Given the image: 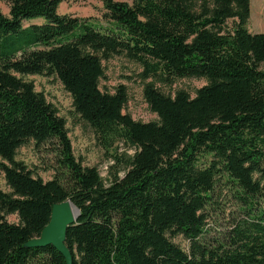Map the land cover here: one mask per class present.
Here are the masks:
<instances>
[{
  "label": "trees",
  "instance_id": "trees-1",
  "mask_svg": "<svg viewBox=\"0 0 264 264\" xmlns=\"http://www.w3.org/2000/svg\"><path fill=\"white\" fill-rule=\"evenodd\" d=\"M5 1L0 174L11 192L0 189V264H68L53 245L29 246L68 199L79 209L72 264H264V32L247 27L251 0H102V20L61 14L66 0ZM116 55L140 63L144 79L208 83L194 97L147 84L158 120H137L124 112L125 85L100 87ZM35 74L61 80L122 174L106 182L76 158L67 121L25 79ZM31 140L53 155L52 179L16 159ZM224 188L239 212L210 237Z\"/></svg>",
  "mask_w": 264,
  "mask_h": 264
},
{
  "label": "rangeland",
  "instance_id": "rangeland-1",
  "mask_svg": "<svg viewBox=\"0 0 264 264\" xmlns=\"http://www.w3.org/2000/svg\"><path fill=\"white\" fill-rule=\"evenodd\" d=\"M0 10L5 14L9 13V5L5 0H0ZM59 12L102 20L104 6L102 0H66L61 3ZM41 21V19H35L30 22ZM247 27L251 32H264V0H251V15ZM103 64L105 76L100 80L101 89L114 92L118 85H125L128 92V102L124 112L130 113L134 119L142 121L158 120V115L150 109L144 96V89L147 84H153L163 93L171 96H174L179 90H185L194 97L197 90L208 83V79L204 77L177 78L171 84L153 77L144 79L141 76L142 65L123 55H116L104 60ZM25 79L32 81L35 89L43 92L47 100L57 108L59 115L65 118L74 154L83 166L97 167L106 182L114 176V173H123L121 166L114 164L112 157L107 156L105 150L98 144L94 129L75 112L72 96L57 76L35 74L26 75ZM16 159L24 162L44 180H50L55 176L56 164L53 155L46 150H39L33 140L17 150ZM0 189L11 192L4 173L0 174ZM216 200L219 205H214L215 207L208 210L210 237L217 236L219 230H222L225 224L232 223L237 212H239L237 204L227 189L224 188L223 193L218 195ZM262 204L264 206V201ZM8 219L14 222L18 221L15 214L9 215ZM172 240L188 250L189 242L182 236L174 237Z\"/></svg>",
  "mask_w": 264,
  "mask_h": 264
},
{
  "label": "water",
  "instance_id": "water-1",
  "mask_svg": "<svg viewBox=\"0 0 264 264\" xmlns=\"http://www.w3.org/2000/svg\"><path fill=\"white\" fill-rule=\"evenodd\" d=\"M78 216V207L69 199L55 204L50 222L45 226L40 237H36L29 242V246L45 247L53 245L65 256L68 264H72V253L66 245V237L68 227L78 220Z\"/></svg>",
  "mask_w": 264,
  "mask_h": 264
},
{
  "label": "bare ground",
  "instance_id": "bare-ground-1",
  "mask_svg": "<svg viewBox=\"0 0 264 264\" xmlns=\"http://www.w3.org/2000/svg\"><path fill=\"white\" fill-rule=\"evenodd\" d=\"M76 212V211H75Z\"/></svg>",
  "mask_w": 264,
  "mask_h": 264
}]
</instances>
